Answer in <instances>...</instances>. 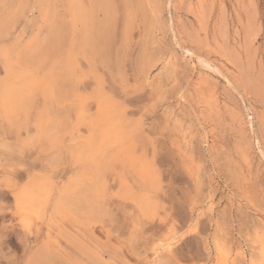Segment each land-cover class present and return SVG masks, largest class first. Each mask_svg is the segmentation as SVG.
I'll list each match as a JSON object with an SVG mask.
<instances>
[{
    "label": "rangeland",
    "instance_id": "374dc122",
    "mask_svg": "<svg viewBox=\"0 0 264 264\" xmlns=\"http://www.w3.org/2000/svg\"><path fill=\"white\" fill-rule=\"evenodd\" d=\"M67 1L54 7L69 35L34 69L38 78L57 77L62 95L45 102L33 94L7 119L0 110V264H26L45 243L59 248L45 264H263L264 0H100L110 13L112 1L114 15L95 16L102 26L97 53ZM26 2L0 26V44L22 28L26 41L33 28ZM80 2L88 7L90 0ZM98 103L129 123L123 142L135 162L114 141L88 156L86 125ZM45 113L55 118L53 140L36 127ZM29 183L48 186L51 195L24 227L13 190ZM67 186L66 199L85 214L53 212Z\"/></svg>",
    "mask_w": 264,
    "mask_h": 264
},
{
    "label": "bare ground",
    "instance_id": "6f19581e",
    "mask_svg": "<svg viewBox=\"0 0 264 264\" xmlns=\"http://www.w3.org/2000/svg\"><path fill=\"white\" fill-rule=\"evenodd\" d=\"M26 1L27 0H0V26H6L8 24H11L13 17L15 15L19 14V11H22L23 7L25 6V3H27ZM29 1L30 2L28 4V8H27V13H28L27 17L30 16L28 18V20L33 25V28L31 31L28 32L26 41H24V43H22V41L24 40V38H22V37H23L24 33L26 32L25 29L22 28L19 32H17L16 34L13 35L14 37H11V38L9 37L7 41H4L3 43L0 44V61H1L2 68L4 71V76L2 78H0V110L6 119L11 114L15 113L17 110L25 109L27 107V105L29 104V101L32 98L33 94L34 95L36 93L42 94L45 102L47 101V99H49V97H51L53 95L57 94L58 98H60V95H62V91L59 89V86L56 83L57 77H53L52 74L49 73V74H46L42 78H38L36 76V74L34 73V71H35L34 69L37 67H40L39 65L45 59L44 55L47 53V51L49 52L54 48L60 49V46H61L60 41H61L62 37L64 36V34L69 35V33H67V27H69V24H67V22H64L63 18L56 12V9L54 7V4H55L54 0H29ZM80 1L81 0H69V1H67V9L71 13L72 16L77 15L78 18L80 19V21L85 24V29H84L85 31H83V37L85 40V45L90 48L92 53H94V52L97 53L98 44H99V42L97 40L98 39L97 38L98 37V30H100V28L102 26L100 25V23H98L95 20V16L98 14L99 11H103L106 16H108V17L111 16V18H112V16L114 15V6H113V3L111 1V13H110L109 7L106 4H104L103 1L90 0L88 7H85L82 4V2H80ZM39 18L41 20L40 23L37 20ZM108 28H110V27H108ZM105 30L108 32L107 29H105ZM10 35L12 36V34H10ZM76 36H75V38L77 39ZM106 37L107 36H105L104 38H106ZM65 41H66V39L64 40V42ZM104 41H105V39H104ZM106 43H108V42H106ZM103 45H104V43H103ZM62 46H64V44ZM103 50H104V47H103ZM48 61H47V63H48ZM156 62L157 61H155V63ZM56 64L59 65L60 62L59 61L57 62V60H55L53 65H52L53 68L56 66ZM162 65L163 64H161V66ZM64 69L66 70L67 68H64ZM150 69H151V67L149 68V70ZM49 70L52 71L50 68H49ZM161 71H163V70H161ZM1 72H2V70H1ZM65 73H66V71H65ZM156 84H157V82H156ZM150 85H152V84H150ZM72 86H74V85H72ZM149 88H151V87H149ZM152 88H153V86H152ZM150 92H151V90H150ZM95 100H96V98H95ZM56 101H58V100H56ZM84 101H86V100H84ZM62 103H61V105H62ZM109 107H110L109 105L104 104V106H103L102 104L98 103V108H97V113H96L95 119L89 120L87 122V125L85 124L86 126H88L90 136H88V139L85 141V144L83 146H84V148H87V147L89 148L88 149V156L90 158H92L94 156L95 152L97 151V149H99V147L101 149V148L105 147L109 142L114 141V142L118 143L119 146L117 147V151H119L120 154H122L124 156L123 158L126 161L135 162V158L131 154L133 149L130 152L128 150L129 148L126 145H124V142H123L124 132H125V130L128 131V129L124 130V127L128 126L129 123H128V125L124 126L121 123L116 122V117H115L116 114L113 113L112 111L110 112ZM90 108L92 109V106ZM93 108H94V106H93ZM53 111H54V109H53ZM65 112H64V114H65ZM50 113H51V111H50ZM107 119H108V122H107ZM54 120H55V118H53V119L49 118L46 113L40 115L37 118L36 127L39 130V136L47 137L48 140H53V136L55 135V133L53 132L54 128L51 125L55 122ZM247 121L251 122V121H249V119ZM57 129H59V127ZM64 130H65V127H64ZM92 133L96 134L98 138L97 137L93 138ZM172 135H174V134L172 133ZM86 138H87V136H86ZM66 140H67V138H66ZM118 159L121 160V158H118ZM126 167H127V165H126ZM137 170L139 171V173L141 175L145 174V172H146L145 169H141V170L137 169ZM90 181H91V179H90ZM109 184H108V187H109ZM113 184H114V182H113ZM110 186H111V184H110ZM70 189H72L71 186H67L66 188H64L63 190H61L58 193L56 199L54 200L53 212H55V213L62 212L65 214H69L72 211H80L79 215L85 214L86 209L83 206H76L75 205L73 207V203H71V201L66 199L65 196L67 194H69V191H71ZM50 195H51L50 188L48 186H45L44 184H30L29 183L28 185H25L21 188L13 190L14 213L19 218L21 226L28 227L30 225L29 222H31L32 219H35L36 217L40 216L45 211L46 205L48 204V201L50 200ZM101 199H102V197H101ZM101 199H99V200H101ZM134 201H135V199H134ZM98 202H100V201H98ZM226 204L228 205L229 202ZM93 206H94V204H93ZM209 207H208V209H209ZM229 207H228V209H229ZM210 209H212V207ZM242 212H244V211H242ZM228 216H229V214H228ZM56 218H58V217H56ZM69 219H70V217H69ZM50 221L52 223H54V220L52 217H50ZM230 221H232V220H230ZM237 222L238 223L240 222L239 219ZM238 226H240V225H238ZM55 228L53 226V229H55ZM51 230H52V228H51ZM47 231H49V230H47ZM230 232H232V231H230ZM261 232H263V231H261ZM258 236H260V235H258ZM216 239H218V238H216ZM173 240H174V237H173ZM260 240H261V238H260ZM167 241H168V238H167ZM217 241H215V242H217ZM218 242L221 244L220 240ZM222 242H223V240H222ZM224 242H225V240H224ZM226 242L227 243L229 242L228 239L226 240ZM234 242H236V241H233V243ZM261 242L263 243V241H261ZM164 243L168 244L169 242L164 241ZM161 245L162 244H160V246ZM227 245H229V243ZM57 246H58L57 243H55L54 246L50 245L49 243L43 244L41 247H39L33 251L30 260L26 264H45L46 260H47V262H51L54 259L55 255H57V253L59 251V248ZM69 246L71 247V245H69ZM91 246H93V245H91ZM240 246H239V248H240ZM219 247H220V245H219ZM241 248H243V247H241ZM241 248H240V250H241ZM215 249H217V247ZM219 249H221V247ZM226 249H228V248H226ZM223 250H224V247L222 248L221 252ZM262 250H263V248H262ZM218 251L220 253V250H218ZM218 251H217V253H218ZM233 251L237 252L236 249H234V250L232 249V252ZM235 252H233V253H235ZM242 252L243 251H241V253L240 252H238V253H240V255L242 254L241 256H243ZM260 252H261V250H260ZM262 253H264V252H262ZM262 253H260V254H262ZM81 255L83 256V258L85 257L84 259L90 258V259H93V262H95V260H96V257L94 255H92L91 253H88L87 251H84V250H81ZM229 255H228V257H229ZM258 256H261V255H258ZM156 257H158V256L156 255ZM154 259H156V258H154ZM253 262L255 263L254 260H253ZM161 263H164V262L161 261ZM251 263H252V259H251ZM257 263H259V262H256L255 264H257ZM89 264H90V262H89ZM228 264H229V262H228Z\"/></svg>",
    "mask_w": 264,
    "mask_h": 264
}]
</instances>
